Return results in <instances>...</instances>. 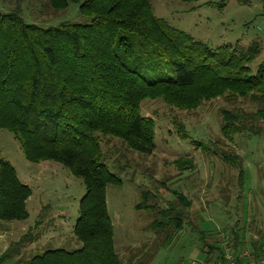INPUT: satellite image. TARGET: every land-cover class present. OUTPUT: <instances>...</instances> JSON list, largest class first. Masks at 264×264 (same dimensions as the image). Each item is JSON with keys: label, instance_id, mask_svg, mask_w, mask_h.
Returning <instances> with one entry per match:
<instances>
[{"label": "trees", "instance_id": "16d2710c", "mask_svg": "<svg viewBox=\"0 0 264 264\" xmlns=\"http://www.w3.org/2000/svg\"><path fill=\"white\" fill-rule=\"evenodd\" d=\"M47 1L53 10L77 3L88 21L41 27L27 23L19 7L0 10V129L14 135L27 161L57 162L82 180L85 193L73 226L80 246L47 248L16 262L124 264L115 248L106 198L108 186L122 187L117 172L124 167L110 170L101 136H111L126 149L150 155L155 149V120L141 114L144 99L158 98L172 107L192 110L218 97H249L260 105L255 112L221 109L224 137L242 132L264 136L256 123H264V61L256 74L250 69L261 45L253 42L246 48L229 44L210 47L156 16L150 0ZM138 52L145 59L156 58L152 65L160 68L165 64L174 74L147 80L128 63ZM173 127L180 138H189L182 123L173 121ZM191 142L206 148L200 140ZM240 157L223 153L222 159L236 163L238 189L242 190ZM172 163L179 171L195 166L193 159L185 156ZM172 193L175 199L159 205L152 191L142 189L140 201L134 205L136 210L151 214L147 228L163 246L171 244L184 229L191 204L183 192L174 189ZM30 195L31 188L20 181L15 167L0 156V221L25 220ZM233 230L225 246L236 250L245 235ZM30 232L1 253L0 263L18 252L17 246L27 241ZM197 233L206 237L203 230ZM261 237L250 243L254 258L264 256V234ZM202 245V249L207 248L203 250L207 260L217 258L224 250L215 243Z\"/></svg>", "mask_w": 264, "mask_h": 264}, {"label": "rangeland", "instance_id": "374dc122", "mask_svg": "<svg viewBox=\"0 0 264 264\" xmlns=\"http://www.w3.org/2000/svg\"><path fill=\"white\" fill-rule=\"evenodd\" d=\"M150 3L156 16L210 47L229 44L246 48L258 42L261 51L250 63L252 74H256L259 63L264 61V0H150ZM14 7H19L20 15L27 23L41 27L63 21H88L79 12L77 3L53 10L47 0H0L1 11ZM156 62V58L148 60L138 52V56L128 63L147 80L174 74L165 64L160 68L152 65ZM259 106L249 97H218L204 101L195 109L181 110L158 98L144 99L140 104L141 114L155 120L152 154L126 149L121 141L101 136L100 144L110 170L116 172L119 166L124 167L122 172H117L122 187L106 188L114 244L124 264H203L207 248L202 249V244L222 246L232 237L233 229L244 234L245 239L236 250L228 247L231 252H250L251 241L262 238L264 136L242 132L232 138L224 137L220 115L221 109L255 112ZM173 121L183 124L189 138H180L176 134ZM256 123L264 130L263 122ZM191 139L202 141L206 148L194 145ZM223 153L242 157V190L238 189L236 163L223 160ZM0 156L15 167L20 181H29L27 185L33 191L27 205L29 216L21 221L4 222L24 227V230L17 228L12 232L11 239L16 240L28 228L30 237L17 246L18 252L13 251L15 254L0 264H17V259L25 261L47 248H78L80 241L73 235V226L79 215V200L85 193L82 180L57 162L27 161L18 140L5 129H0ZM180 156L191 157L195 166L179 171L172 161ZM26 172L30 177H24ZM142 189L152 191L159 205L175 199L174 189L183 192L191 202L184 229L167 246L158 244L147 228L151 214L134 208L140 201ZM47 203L52 212L48 208L40 211ZM37 221L39 225L33 226ZM198 230H203L206 237L197 233ZM131 256L134 260H130Z\"/></svg>", "mask_w": 264, "mask_h": 264}, {"label": "built area", "instance_id": "2783aa9c", "mask_svg": "<svg viewBox=\"0 0 264 264\" xmlns=\"http://www.w3.org/2000/svg\"><path fill=\"white\" fill-rule=\"evenodd\" d=\"M223 253L217 258L205 260L203 264H264V256L254 258L249 251L231 252L223 243ZM195 263V262H193Z\"/></svg>", "mask_w": 264, "mask_h": 264}, {"label": "crops", "instance_id": "0c3cea01", "mask_svg": "<svg viewBox=\"0 0 264 264\" xmlns=\"http://www.w3.org/2000/svg\"><path fill=\"white\" fill-rule=\"evenodd\" d=\"M42 173V172H41ZM30 173L29 172H26L25 174H24V177L25 178H28V177H30V175H29ZM25 178H24V180H25ZM23 183H26V184H28L29 185V181L27 180H25V181H23V180H21ZM32 194H33V191L31 192V195L29 196V198L27 199V201H26V205H28V202L30 201V199H31V197H32ZM45 208H48L49 210H51L52 209V207H51V205L49 204V203H47V204H45V205H43V206H41V209H40V211H43ZM51 208V209H50ZM50 212H52V210L50 211ZM54 214V213H53ZM29 216V215H28ZM38 222V221H37ZM34 226V225H33ZM21 229V230H24V227H20L19 225H17V224H7V223H4V222H1L0 221V255H1V253L2 252H4L13 242H15V241H18L20 238H21V236H23L22 234L16 239V240H13V239H11V236L13 235L12 234V232L14 233L15 232V230L16 229ZM27 230H29V228L28 229H26V231ZM14 236V235H13ZM13 238V237H12Z\"/></svg>", "mask_w": 264, "mask_h": 264}]
</instances>
